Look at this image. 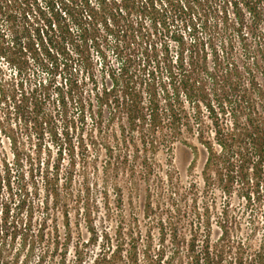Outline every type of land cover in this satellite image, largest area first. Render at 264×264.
Returning a JSON list of instances; mask_svg holds the SVG:
<instances>
[{
    "label": "trees",
    "instance_id": "1",
    "mask_svg": "<svg viewBox=\"0 0 264 264\" xmlns=\"http://www.w3.org/2000/svg\"><path fill=\"white\" fill-rule=\"evenodd\" d=\"M0 60V264H264L230 209L264 203V0H0ZM140 183L169 199L143 222Z\"/></svg>",
    "mask_w": 264,
    "mask_h": 264
},
{
    "label": "rangeland",
    "instance_id": "2",
    "mask_svg": "<svg viewBox=\"0 0 264 264\" xmlns=\"http://www.w3.org/2000/svg\"><path fill=\"white\" fill-rule=\"evenodd\" d=\"M31 17V16H30ZM30 20V18H29ZM24 21V17L22 15H19L17 18V22L21 25V23ZM108 61L113 59V55L109 52V55L107 57ZM94 61V72L95 74L99 75L101 72L99 60H97V57L93 56ZM0 67L3 69V71L6 73L5 77L10 76V67L9 65L6 66L2 60H0ZM46 78V81H48V78L45 74L39 75V78ZM64 76V73H57L55 78L56 80H60ZM98 77V76H97ZM19 112L14 111L10 106L0 103V156L6 159V161H11V149H10V139L11 136H19L20 137V131L19 128H17V124L23 122L24 120V114L21 113V110H18ZM87 120L86 124L84 125L82 135L84 137L87 133ZM79 130L76 129V132ZM21 140L24 142V149L26 151L31 152L33 151V144H34V138H31V140L26 139L24 140V136H22ZM21 143L19 144V146ZM21 147V146H20ZM43 155V154H42ZM165 153H159L157 158L164 164V167L166 163L170 162L175 167V173L174 175L179 179L180 184L182 186L187 185V183L193 179L196 178L198 181V172H199V166L200 161H197L194 168L191 170L187 167V161L188 157L186 154L180 152L178 149L175 150L173 153L169 154V158L166 157ZM170 167V164H169ZM173 167V168H174ZM165 184L163 185V188H165ZM262 190H264V187H262ZM130 191L124 190V209L126 214L134 213L138 219H140L143 222L142 219V213L141 209L147 204L150 203V206L155 210L157 208H164L167 205V201L169 202V199H167L166 194L159 195L157 192L153 190L152 184L150 185V189L146 188L144 184L140 183L138 188L135 191H132L130 194ZM212 198L209 197L208 200ZM131 199V200H130ZM231 213L233 215L239 216V221L241 223V231L242 235H246V233L249 232L250 224L254 221L256 224V234L252 236V241L254 243H257L258 241L262 242L264 238V203L263 204H256L251 206L246 203H244L240 198L233 197L231 199ZM214 204L216 205V208L219 209L222 207L223 204V197L220 192H216V195L214 197ZM164 219H167L169 217V213L166 212V214H162ZM36 217V214H35ZM252 220V221H251ZM251 241V242H252Z\"/></svg>",
    "mask_w": 264,
    "mask_h": 264
}]
</instances>
